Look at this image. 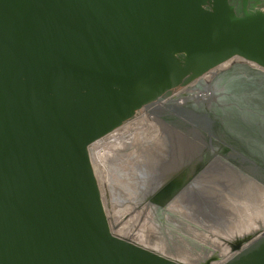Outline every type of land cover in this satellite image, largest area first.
I'll return each instance as SVG.
<instances>
[{
	"label": "water",
	"instance_id": "obj_1",
	"mask_svg": "<svg viewBox=\"0 0 264 264\" xmlns=\"http://www.w3.org/2000/svg\"><path fill=\"white\" fill-rule=\"evenodd\" d=\"M237 1L0 0V264H264V225L197 258L164 241L181 228L162 211L148 227L141 214L139 236L115 235L89 153L141 105L234 57L264 70V10ZM195 196L211 207L176 214L242 229L224 225L236 195Z\"/></svg>",
	"mask_w": 264,
	"mask_h": 264
},
{
	"label": "flooded vegetation",
	"instance_id": "obj_2",
	"mask_svg": "<svg viewBox=\"0 0 264 264\" xmlns=\"http://www.w3.org/2000/svg\"><path fill=\"white\" fill-rule=\"evenodd\" d=\"M238 1L232 2L236 9L242 7ZM263 7L264 0H248L245 6L249 11ZM241 70L237 63L214 74L208 82L201 77L194 91L172 99L179 110L161 97L141 105L139 127L117 140L102 157L107 184L102 188L103 196L118 207L129 205L144 214L166 213L165 226L181 228L177 231L181 236L163 230L164 241L187 257L212 255L220 251L222 242L235 243L264 225V76L257 73L254 85L239 75ZM204 191L236 195L235 203L226 201L223 205L226 208L230 204L236 213L224 225L239 224L242 229L215 233L206 226H214L218 219L194 216L188 221L176 214L192 208L199 216L200 205L203 209L211 207L195 196ZM188 194L195 196L194 201L184 197ZM141 195L147 198L142 200ZM244 212L251 217L244 218ZM147 216L144 226H153V220L161 223L155 214L154 218L151 213ZM186 223L200 231L187 229ZM203 244L209 250L204 251Z\"/></svg>",
	"mask_w": 264,
	"mask_h": 264
},
{
	"label": "built area",
	"instance_id": "obj_3",
	"mask_svg": "<svg viewBox=\"0 0 264 264\" xmlns=\"http://www.w3.org/2000/svg\"><path fill=\"white\" fill-rule=\"evenodd\" d=\"M262 10H264V7L262 8ZM228 61L211 69L202 77H208V76L210 77V75L215 74L217 70L222 71L223 69L228 67L230 63L231 64L233 63L232 61L231 62ZM137 116L138 113H136L133 118L126 120L121 126L117 127L112 132L108 133L107 135L103 136L102 138L90 144L89 153H90L91 163L93 165V169L95 171L96 176L101 181V185H100L101 188H103L104 186L103 184L106 177V168L102 157L104 156L105 151H107V149H109L110 146L114 145L117 140L125 138L130 133V131L134 128V126L138 122L136 120ZM124 131H126V133H124Z\"/></svg>",
	"mask_w": 264,
	"mask_h": 264
},
{
	"label": "bare ground",
	"instance_id": "obj_4",
	"mask_svg": "<svg viewBox=\"0 0 264 264\" xmlns=\"http://www.w3.org/2000/svg\"><path fill=\"white\" fill-rule=\"evenodd\" d=\"M237 63V62H236ZM220 71L217 70L216 73H219ZM258 72L261 74V76L263 75L264 76V70H261L259 69ZM215 73V74H216ZM211 77L213 76H210L208 78H202L204 81H210L211 80ZM198 85V82H195L193 84V87L190 88L189 91H194L195 87ZM173 98L169 99V103L171 105V107L175 110H179L177 105L173 102L174 100H172ZM167 101V102H168ZM124 133H126V131H124ZM103 159V158H102ZM135 219L136 221L135 222H127L126 224H123V225H120V222H121V219H122V216L118 213V215L114 214L113 212H109L108 213V219H109V224L111 226V230L112 232L119 236V237H122V238H126V239H131V238H135L137 236H139L141 233H139V229L141 228V214H142V211L141 209H138L137 208V211L135 212ZM110 214V215H109ZM115 227V228H114ZM141 230V229H140Z\"/></svg>",
	"mask_w": 264,
	"mask_h": 264
},
{
	"label": "rangeland",
	"instance_id": "obj_5",
	"mask_svg": "<svg viewBox=\"0 0 264 264\" xmlns=\"http://www.w3.org/2000/svg\"><path fill=\"white\" fill-rule=\"evenodd\" d=\"M231 61L233 63L232 64L230 63L228 65V67H226L225 69L230 68L233 64H237L236 62H238L239 65H240V68L243 69L239 73L240 76H242L245 79H250L252 84H254L256 82V79L259 78L258 75H257V72L254 71V70H258L257 68H259L256 65H254L252 63H249V62L241 59L240 57H234V58L230 59L228 62H231ZM225 69H223V70H225ZM213 75L214 74H212L210 76H213ZM103 201H104V205H105L107 213H109L111 211L114 214H116L118 212H119L118 214H121V213L125 212L126 210H128V213L125 216L122 217L120 225L126 224L128 221H133L134 220L135 214H136L135 212L137 211L136 208H134L132 206H129V205L124 206V207L115 206L113 204V202L109 201V199H108V197L106 195L103 197ZM118 214H116V215H118Z\"/></svg>",
	"mask_w": 264,
	"mask_h": 264
}]
</instances>
